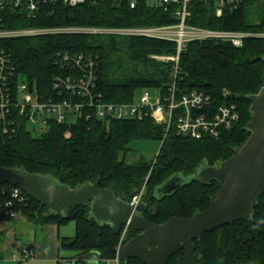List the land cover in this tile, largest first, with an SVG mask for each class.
Masks as SVG:
<instances>
[{
	"label": "trees",
	"instance_id": "obj_1",
	"mask_svg": "<svg viewBox=\"0 0 264 264\" xmlns=\"http://www.w3.org/2000/svg\"><path fill=\"white\" fill-rule=\"evenodd\" d=\"M186 25L199 29L250 34L264 33V0H242L233 10L216 17L213 3L192 2ZM4 28H129L164 26L177 23L169 12L150 8L139 2L134 10L112 1L86 2L76 7L62 3L43 5L35 19L20 13L5 16ZM0 48L10 54L18 74L34 84L38 93L53 96V80L72 76L70 69L56 64L58 54L82 55L95 60L97 90L109 103H132L136 89H158L168 94L173 81L178 93L192 89L203 91L214 105L224 103L222 92L230 93L228 102L237 107L239 121L231 131L218 139L192 140L169 133L153 160L140 158L135 164L126 162L130 144L136 140L162 141L163 127L150 119L142 121L104 122L85 113L74 124L50 123L39 136H32L20 127L11 138L0 135V167L22 169L29 174L50 175L61 184L74 188L100 179L99 187L113 191L116 198L131 202L140 183L148 177L147 185L155 186L148 194L145 220L162 224L170 218L188 219L194 211H203L219 186L217 183L185 185L171 198L158 201L154 190L169 177H188L206 162L213 166L230 158L234 149L249 138L244 130L249 122L250 103L246 98L258 93L264 85V38H247L241 47L228 43L189 42L179 57V71L173 80L172 63H157L150 55L172 56L176 45L169 41L118 38L105 35L59 34L0 42ZM190 84H194L191 88ZM12 187L3 184L0 190ZM23 209L29 222L45 227L72 221L76 226L73 238H63L60 251L76 253L78 261L96 251L101 260L115 257L119 234L108 225H99L89 217V208L71 210L66 218L50 214L27 195ZM151 203L153 206L151 207ZM13 219L0 214V222ZM137 233L128 229L126 243ZM197 264H264V195L254 210L252 222H235L205 233L194 241ZM180 251L166 264H178ZM82 263V262H80ZM79 263V264H80ZM59 264V262H58ZM126 264H143L128 259Z\"/></svg>",
	"mask_w": 264,
	"mask_h": 264
},
{
	"label": "built area",
	"instance_id": "obj_2",
	"mask_svg": "<svg viewBox=\"0 0 264 264\" xmlns=\"http://www.w3.org/2000/svg\"><path fill=\"white\" fill-rule=\"evenodd\" d=\"M112 1L125 4L134 10L139 2L150 8L171 13L177 23L164 26H145L129 28H23L9 30L4 28L5 16L20 13L28 19H35L43 5L62 3L76 7L86 2ZM242 0H0V42L23 38H35L59 34L105 35L118 38L149 39L169 41L176 45V52L164 58L165 63H172L173 80L179 71V57L189 42L228 43L241 47L247 38L259 37L256 34L229 31L199 29L186 25L190 17L189 6L192 2L213 3L216 17H221L225 10L236 9ZM261 38H264L262 36ZM60 69H70L72 76L56 77L53 80V96L38 93L34 84L17 73L13 60L6 50L0 48V135L11 138L20 127L28 129L30 125L45 127L50 123L74 124L85 113L87 120L91 117L104 122L142 121L150 119L155 125L163 127V140L171 132L174 135L192 140L218 139L224 132L231 131L239 121L235 104L228 102L230 93L222 92L224 103L214 105L212 97L192 89L185 94L178 93L175 81L168 89V94L160 97L155 104L148 102L144 93L139 104L109 103L97 90L95 60L82 55L58 54L56 62ZM18 187L8 191L0 190V214L13 220L22 216L27 207L26 198ZM130 204L136 207L135 200ZM128 225L121 228L116 257L119 263L118 249L125 242ZM34 254L32 249L21 251V259ZM82 262V263H80ZM86 264L85 258L67 259L64 264Z\"/></svg>",
	"mask_w": 264,
	"mask_h": 264
},
{
	"label": "water",
	"instance_id": "obj_3",
	"mask_svg": "<svg viewBox=\"0 0 264 264\" xmlns=\"http://www.w3.org/2000/svg\"><path fill=\"white\" fill-rule=\"evenodd\" d=\"M246 98L250 103V117L244 128L249 133L245 143L235 148L227 160L213 166L202 162L195 174L188 177L175 174L154 190V197L160 201L171 198L192 182L204 186L217 183L219 189L210 197L209 206L203 211H194L188 219L173 217L162 224L149 222L142 216L144 204L133 207L116 198L113 191L99 187L100 179L71 188L50 175L0 167V186L18 187L39 204V210L45 207L50 214L66 218L71 210L87 207L89 217L101 226L108 225L115 235L125 225L139 232L118 249L120 264H126L128 259H137L143 264H166L180 251L183 255L177 259L178 264H197L193 242L223 226L252 222L254 210L264 195V85L258 93ZM85 260L86 264H98L100 254L92 251Z\"/></svg>",
	"mask_w": 264,
	"mask_h": 264
},
{
	"label": "rangeland",
	"instance_id": "obj_4",
	"mask_svg": "<svg viewBox=\"0 0 264 264\" xmlns=\"http://www.w3.org/2000/svg\"><path fill=\"white\" fill-rule=\"evenodd\" d=\"M259 1V0H258ZM261 38L263 34H257ZM164 55H150L148 58L157 63H165ZM144 93L148 94V102L155 104L160 101L161 93L158 89H136L132 102L139 104ZM45 127L40 125H30L28 130L32 136H39ZM162 142L158 140H136L132 141L130 151L126 155V162L130 165L138 162L140 158L153 160L159 153ZM148 177L140 183L139 190L132 196L131 201L147 202L148 194L152 193L155 184L147 185ZM153 204L151 203V207ZM76 233L75 223L68 221L58 225L51 223L45 227L29 222L25 215L19 216L13 221L0 222V264H64L67 259L76 257V253L71 251H60L57 239L73 238ZM57 235L59 236L57 238ZM119 243V239H118ZM117 243V246H118ZM32 249L34 254L27 259H21L22 249ZM58 248V253H57ZM117 248V247H116ZM116 257V252H115ZM114 257V258H115ZM113 258V259H114ZM113 259L101 260L100 264H116Z\"/></svg>",
	"mask_w": 264,
	"mask_h": 264
},
{
	"label": "flooded vegetation",
	"instance_id": "obj_5",
	"mask_svg": "<svg viewBox=\"0 0 264 264\" xmlns=\"http://www.w3.org/2000/svg\"><path fill=\"white\" fill-rule=\"evenodd\" d=\"M209 202H210V200H209ZM129 203H130V202H129ZM139 204H140V203H139ZM147 221H149V220H147ZM149 222H151V221H149ZM152 223H153V222H152ZM155 224H156V223H155ZM129 229H131V228L129 227ZM131 230H132V229H131ZM134 232H136V231H134ZM127 233H128V231H127ZM136 233H137L136 235L139 234V232H136ZM136 235H135V236H136ZM135 236H134V237H135ZM124 244H125V243H123V245H124ZM178 258H179V257H178ZM178 258H177V259H178ZM168 260H169V259H168Z\"/></svg>",
	"mask_w": 264,
	"mask_h": 264
},
{
	"label": "crops",
	"instance_id": "obj_6",
	"mask_svg": "<svg viewBox=\"0 0 264 264\" xmlns=\"http://www.w3.org/2000/svg\"><path fill=\"white\" fill-rule=\"evenodd\" d=\"M59 236L57 235V238H58ZM58 244H59V239H57V246H58ZM57 253H58V248H57Z\"/></svg>",
	"mask_w": 264,
	"mask_h": 264
}]
</instances>
